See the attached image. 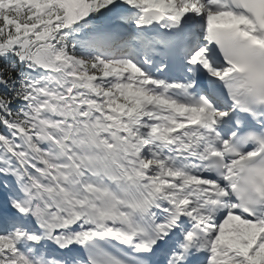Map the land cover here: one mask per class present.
<instances>
[{"label": "snow or ice", "instance_id": "obj_1", "mask_svg": "<svg viewBox=\"0 0 264 264\" xmlns=\"http://www.w3.org/2000/svg\"><path fill=\"white\" fill-rule=\"evenodd\" d=\"M0 264H264V0H0Z\"/></svg>", "mask_w": 264, "mask_h": 264}]
</instances>
